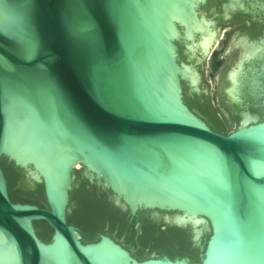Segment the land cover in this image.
<instances>
[{"label": "water", "instance_id": "95a60500", "mask_svg": "<svg viewBox=\"0 0 264 264\" xmlns=\"http://www.w3.org/2000/svg\"><path fill=\"white\" fill-rule=\"evenodd\" d=\"M207 1L0 0V264H264V63L245 69L264 41L223 88L208 56L197 71L181 62L180 39L206 54L217 40ZM188 78L207 100L197 110ZM3 157L48 207L11 199ZM81 169L122 211L188 229L192 246L139 259L112 237H125L119 219H76L83 239L68 221Z\"/></svg>", "mask_w": 264, "mask_h": 264}, {"label": "flooded vegetation", "instance_id": "af4514ba", "mask_svg": "<svg viewBox=\"0 0 264 264\" xmlns=\"http://www.w3.org/2000/svg\"><path fill=\"white\" fill-rule=\"evenodd\" d=\"M228 1L229 0H208L199 8L200 14H204L208 19L212 21L211 27L216 31L217 41L216 43L214 42L212 44L209 53L206 54L200 47L196 48L195 50H192L191 48H189V46L191 43H194L193 41L185 42L184 39H180V46L183 47V51L180 49L179 53L181 57V62L191 64L196 69V64L203 62V60L207 56H209L208 59H210L211 63L210 72L213 73L217 69H220L222 72L220 82L221 88H223V86H225V84L227 83V71L229 70V68L232 67L234 62L239 57L240 53L246 50L248 44H262L264 41V0H240V3L243 5V8H241V6L239 5L235 9L229 11V13L223 9V5ZM227 27L231 28L228 30ZM181 30L184 33L185 28L181 27ZM199 38L200 34L198 33L196 35V40H198ZM227 57H231V60L222 64L224 59ZM256 58L257 56L251 58L250 60H246L245 69L249 68V66H256L261 68L262 64L264 63V59L257 60ZM191 60H195V62L188 63ZM198 84L195 85L191 83L189 78L183 80V88L186 95L185 98H188V96H190L191 102H189V105L191 106V108L194 109H196L193 106L195 103L204 102L205 104H207V100H201L200 97L197 96L198 91H193L192 94H190V89L194 87L199 89ZM220 97L223 103L230 106L228 99L222 94V92ZM209 125L218 132H227L221 127H217L211 123H209ZM1 165L5 171L11 199L13 200L15 198L14 201H32V199L26 197L23 193H36L38 188H40V186L42 185L39 184L34 189L25 188L20 183V181L26 177V171L24 169L16 166L15 163L13 161H10L7 157L2 158ZM80 173L81 177L80 179H78L80 180L79 185L75 184L70 192L71 213L74 209L78 207V201L76 200L75 202H73L72 199L73 190L76 189L80 191L85 181L87 182L88 187H90L92 190L97 191L99 194L107 192V198L110 203H112L116 208H118L114 204L113 193L109 189L103 186H98L96 184H91L85 177L83 169H81ZM14 193H18L19 195L15 197V195H13ZM39 205L48 207L45 204ZM118 209L120 210V216L118 218L119 221L117 223V226L122 233L124 232L125 237L122 239H118L114 235H112V237L118 242H120L122 245H124L137 258L142 259L144 257L150 256L152 253H156L152 249L154 247L158 249L161 243L173 242L176 243L178 246H181L180 237L177 235L179 231L183 232V238L185 237V239L189 242L190 246H192L188 229L181 228L175 225H168L162 220H155L149 210H140L137 212V214L131 215L128 211H122L120 208ZM69 217L70 215H68V221L70 223H74L80 228L77 223L71 222ZM107 223L109 225L111 224L109 220H107ZM39 233L40 231H38V234ZM80 234L84 239L81 228ZM125 240H130L133 245L126 244ZM130 246H132L133 248ZM141 252L145 253V256L142 257L141 255H138Z\"/></svg>", "mask_w": 264, "mask_h": 264}, {"label": "trees", "instance_id": "16d2710c", "mask_svg": "<svg viewBox=\"0 0 264 264\" xmlns=\"http://www.w3.org/2000/svg\"><path fill=\"white\" fill-rule=\"evenodd\" d=\"M228 133V132H226ZM87 182L85 181L80 189V195L77 198L78 207L73 210L72 215L69 217L71 222L76 223V219L89 220L93 223H98L100 220H109L110 222H114L120 216V210L116 208L110 201L107 196L108 193L104 192L103 194H99L97 191L92 190L87 186ZM26 197L32 199L33 202L38 204H45L47 202L44 196L43 187L40 186L37 192H24ZM16 197V193H14ZM15 200V198L13 199ZM43 231L39 233L40 236H43L47 233V231H51V227L43 222ZM183 232H178L177 235L180 237V244L183 248L185 245L189 244V242L183 238ZM163 244V243H162ZM164 244H168L165 242ZM200 261V260H199ZM198 261V262H199Z\"/></svg>", "mask_w": 264, "mask_h": 264}, {"label": "rangeland", "instance_id": "374dc122", "mask_svg": "<svg viewBox=\"0 0 264 264\" xmlns=\"http://www.w3.org/2000/svg\"><path fill=\"white\" fill-rule=\"evenodd\" d=\"M231 27H227V29L229 30ZM216 43V42H215ZM209 57V56H208ZM208 57H207V60H206V62H207V67H206V76H207V74H208V68H209V59H208Z\"/></svg>", "mask_w": 264, "mask_h": 264}, {"label": "bare ground", "instance_id": "6f19581e", "mask_svg": "<svg viewBox=\"0 0 264 264\" xmlns=\"http://www.w3.org/2000/svg\"><path fill=\"white\" fill-rule=\"evenodd\" d=\"M217 41V40H216Z\"/></svg>", "mask_w": 264, "mask_h": 264}]
</instances>
